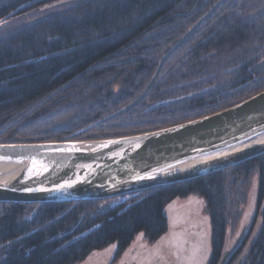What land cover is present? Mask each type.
<instances>
[{"label": "trees", "instance_id": "16d2710c", "mask_svg": "<svg viewBox=\"0 0 264 264\" xmlns=\"http://www.w3.org/2000/svg\"><path fill=\"white\" fill-rule=\"evenodd\" d=\"M219 1H4L0 144L151 132L264 91V0H224L193 29ZM188 197L201 199L209 218L206 264H218L236 233L225 264H264V154L114 199L0 203V264H80L111 245L117 261L139 234L150 245L164 237L166 210Z\"/></svg>", "mask_w": 264, "mask_h": 264}, {"label": "water", "instance_id": "95a60500", "mask_svg": "<svg viewBox=\"0 0 264 264\" xmlns=\"http://www.w3.org/2000/svg\"><path fill=\"white\" fill-rule=\"evenodd\" d=\"M263 154L264 91L214 114L151 132L0 144V203L114 199L208 176ZM233 249L226 241L218 264H225Z\"/></svg>", "mask_w": 264, "mask_h": 264}, {"label": "rangeland", "instance_id": "374dc122", "mask_svg": "<svg viewBox=\"0 0 264 264\" xmlns=\"http://www.w3.org/2000/svg\"><path fill=\"white\" fill-rule=\"evenodd\" d=\"M256 188L257 180L254 178L248 193L246 211L253 209ZM185 207L188 209L187 213L178 214L179 209ZM167 210L169 228L156 244L146 243L139 234L119 260H113L116 247L111 245L91 253L80 264H206L210 255V222L204 211L203 201L197 197L177 199ZM251 217L252 214L249 219ZM246 222L247 220L243 221L241 228ZM257 231L256 229V233ZM236 237L237 233L228 247Z\"/></svg>", "mask_w": 264, "mask_h": 264}, {"label": "flooded vegetation", "instance_id": "af4514ba", "mask_svg": "<svg viewBox=\"0 0 264 264\" xmlns=\"http://www.w3.org/2000/svg\"><path fill=\"white\" fill-rule=\"evenodd\" d=\"M245 229H246V226H244V230H243V232L245 231ZM236 243V242H235ZM235 243H234V245H235Z\"/></svg>", "mask_w": 264, "mask_h": 264}]
</instances>
